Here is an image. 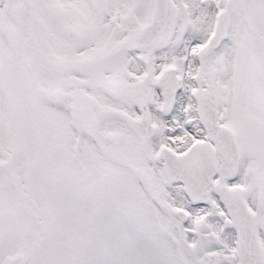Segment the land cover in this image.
Here are the masks:
<instances>
[{"label": "snow or ice", "instance_id": "6c2138e0", "mask_svg": "<svg viewBox=\"0 0 264 264\" xmlns=\"http://www.w3.org/2000/svg\"><path fill=\"white\" fill-rule=\"evenodd\" d=\"M0 264H264V0H0Z\"/></svg>", "mask_w": 264, "mask_h": 264}]
</instances>
